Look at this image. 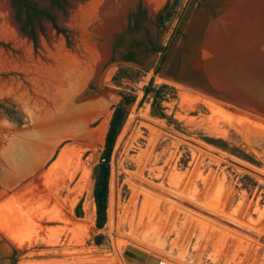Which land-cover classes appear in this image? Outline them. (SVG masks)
Returning a JSON list of instances; mask_svg holds the SVG:
<instances>
[{
    "label": "rangeland",
    "instance_id": "obj_1",
    "mask_svg": "<svg viewBox=\"0 0 264 264\" xmlns=\"http://www.w3.org/2000/svg\"><path fill=\"white\" fill-rule=\"evenodd\" d=\"M31 1L62 32L42 20L34 47L0 0V264H128L127 246L167 264H264V119L215 93L216 84H255L229 68L236 56L243 67L264 64V0L240 20L236 35L251 38L226 56L205 38L236 0H103L97 13L86 11L102 0ZM149 82L175 122L153 110ZM124 95L134 102L99 230L93 170Z\"/></svg>",
    "mask_w": 264,
    "mask_h": 264
},
{
    "label": "trees",
    "instance_id": "obj_2",
    "mask_svg": "<svg viewBox=\"0 0 264 264\" xmlns=\"http://www.w3.org/2000/svg\"><path fill=\"white\" fill-rule=\"evenodd\" d=\"M14 18L19 25L20 31L31 39L34 47L36 46V25H40L42 20L50 21L53 28L57 33H61L62 30L55 24L54 15L51 14L46 9L38 7L31 0H10ZM51 5L56 6L61 9L66 6L67 0H50ZM162 18L160 17V21ZM153 51H158V49H152ZM161 61H164V56ZM151 82L144 88L145 96L149 93H153L152 108L157 113V115L162 119H167L170 122H175L171 117H167L162 113L159 105L160 99V89H151ZM134 102L133 98H128V96H122V99L116 104L113 110L112 117L109 121L108 130L105 136L103 150L100 156L99 163L95 166L93 170V198L95 203V225L96 228L101 230L104 228L107 222V209H108V194H109V175H110V158L113 151V147L116 138L125 122L128 113V106ZM202 140L217 148L224 151L230 155L236 156L241 160H244L250 164L258 165V161L254 157L244 150L231 145L230 143L216 138L204 137ZM99 237V236H98ZM97 241V244H100Z\"/></svg>",
    "mask_w": 264,
    "mask_h": 264
},
{
    "label": "water",
    "instance_id": "obj_3",
    "mask_svg": "<svg viewBox=\"0 0 264 264\" xmlns=\"http://www.w3.org/2000/svg\"><path fill=\"white\" fill-rule=\"evenodd\" d=\"M264 48V46H262ZM261 48V49H262ZM261 51V50H259ZM264 51V50H263ZM251 60L255 59L256 56H250ZM243 62L241 65L234 63L229 68V72L231 73L237 82L240 79H245L249 74H254L255 76V84L253 86H243L244 88L241 89V87L236 86H230V85H216V95L220 97V99H223L226 103H230L244 111L253 113L261 118L264 119V64L262 62H255L253 64L245 65ZM218 73H221L220 71H217ZM102 77L103 73L101 74L99 81H98V87L102 88ZM131 251L137 253L138 263H133L131 260H129L127 257H132ZM124 258L125 261L128 264H167L163 261L154 258L152 256H147L144 253H141L138 250H134L131 246H127L124 251Z\"/></svg>",
    "mask_w": 264,
    "mask_h": 264
},
{
    "label": "bare ground",
    "instance_id": "obj_4",
    "mask_svg": "<svg viewBox=\"0 0 264 264\" xmlns=\"http://www.w3.org/2000/svg\"><path fill=\"white\" fill-rule=\"evenodd\" d=\"M147 1L149 3H151L152 5H155L160 0H147ZM237 1L238 0L235 1L236 4H233V7L230 8V10L228 11V13L225 16H222L219 20H217L214 24H212L210 26V28L208 29V33H206L205 42H206V39L208 38L207 42H210L212 44V46L209 47L210 51L211 50L213 51V49H214V52L221 51V52H223V54H224V52H226V54H224L225 56L227 54L229 55L228 51L229 52L233 51L234 53H236V51H238L237 49H239L238 47H240L241 45H244L245 41H248L251 38L250 36L246 35V33H244V32L242 34H239V36L236 34L240 30V20H242L245 17V13L248 12V9L251 8V6H253L254 2H257L258 0H251L249 2H247V0H239L238 2ZM103 2H104L103 0L98 2L97 5L93 6L92 8H89V10L86 12L92 13L94 11L93 13H95V11L97 10V8L99 6L101 8L103 7V6H101ZM100 7H99V9H101ZM98 10L96 11V13L98 12ZM255 18H258V17H255ZM255 18L252 19V21L250 22V24H252V25L249 24V25H247V27H250V26L252 27V26L257 24V21L255 23L253 22V20H255ZM260 18L261 17H259L258 19L260 20ZM259 20H258V23H260L261 21L264 22V18H263V20H260V21ZM242 24H243V22H242ZM242 28H241V31H242ZM238 41H240L241 44L238 43L236 45V43ZM233 59L234 60L238 59V56L234 57ZM234 60H232V61L230 60L232 62L231 63L232 65H234V63H235ZM216 85H219V84H216ZM8 202H6V204ZM9 205H10V203H9ZM6 207H8V206H6ZM128 259L130 260V258H128ZM132 262L138 263V262H135V260ZM25 264H30V263H25Z\"/></svg>",
    "mask_w": 264,
    "mask_h": 264
}]
</instances>
